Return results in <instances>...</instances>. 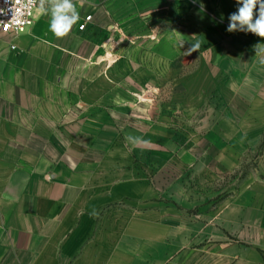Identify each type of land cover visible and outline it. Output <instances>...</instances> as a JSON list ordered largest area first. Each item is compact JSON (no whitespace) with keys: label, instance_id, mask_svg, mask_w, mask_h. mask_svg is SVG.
Instances as JSON below:
<instances>
[{"label":"crops","instance_id":"1","mask_svg":"<svg viewBox=\"0 0 264 264\" xmlns=\"http://www.w3.org/2000/svg\"><path fill=\"white\" fill-rule=\"evenodd\" d=\"M83 3L65 38L38 6L0 31V264H264V165L215 187L264 132V38L226 30L236 0Z\"/></svg>","mask_w":264,"mask_h":264},{"label":"clouds","instance_id":"2","mask_svg":"<svg viewBox=\"0 0 264 264\" xmlns=\"http://www.w3.org/2000/svg\"><path fill=\"white\" fill-rule=\"evenodd\" d=\"M239 5L236 12L230 14L228 32H250L264 38V0H236ZM38 5V10L49 16V31L57 38L67 37L74 25L80 20L79 8L84 7L83 0H28L27 7ZM255 14V19H254ZM195 47V45H194ZM256 55L264 54V44L253 46ZM264 63V57L261 59ZM133 145L147 144L149 141L139 137H126Z\"/></svg>","mask_w":264,"mask_h":264},{"label":"rangeland","instance_id":"3","mask_svg":"<svg viewBox=\"0 0 264 264\" xmlns=\"http://www.w3.org/2000/svg\"><path fill=\"white\" fill-rule=\"evenodd\" d=\"M254 43H259L254 42ZM264 57V54H262L260 57L257 56L255 59L260 61ZM195 62H192L191 65H197L198 64V59L194 58ZM238 64H245V61L247 62V57H239L238 56ZM199 61H203V59L199 58ZM190 63V60H189ZM255 64V60H254ZM174 93H178V90L175 88L173 89ZM168 93V91H167ZM211 94V92H209ZM168 100V99H167ZM180 100V99H179ZM166 99H165V93L164 91L158 93L157 99H156V112L157 114L164 112V108L166 105ZM186 110L184 112H188L189 110H192L191 107L185 106ZM174 109L173 111L175 112V105L172 106ZM207 108V106H206ZM262 112V111H260ZM175 118L173 119V126L174 128H177L178 134L174 138V141H176V144L180 146V148H187V147H194L196 145H203L206 146L207 144H211V139L206 137L207 130H210V126L212 125L211 121H206V120H199V119H192V120H182L178 117V115H174ZM259 124V125H258ZM260 124L264 125V121L258 122V121H248L245 123L244 128L248 130H255L257 127H260ZM240 127V126H239ZM210 134V133H208ZM205 135V136H204ZM158 144H162L164 142L163 138H158ZM249 150L246 152L245 160L242 161V164L240 166V169L236 171V173L232 175H227L224 179H220V181L217 182L215 187L219 188H227V187H232V178L237 177V176H243L247 172L253 171L256 172V170L259 169V166L264 165V132L262 135L257 138V137H251L250 143L248 146ZM159 160V159H158ZM164 160V159H163ZM231 184V185H230Z\"/></svg>","mask_w":264,"mask_h":264},{"label":"built area","instance_id":"4","mask_svg":"<svg viewBox=\"0 0 264 264\" xmlns=\"http://www.w3.org/2000/svg\"><path fill=\"white\" fill-rule=\"evenodd\" d=\"M28 0H0V31L21 34L34 24L37 6L27 7ZM91 16L85 18L79 30L83 31ZM16 49V46L12 47Z\"/></svg>","mask_w":264,"mask_h":264}]
</instances>
